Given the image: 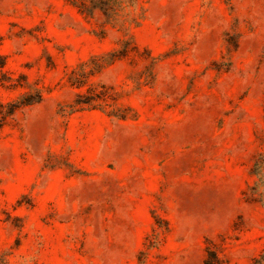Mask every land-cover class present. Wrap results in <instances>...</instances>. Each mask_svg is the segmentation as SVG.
Listing matches in <instances>:
<instances>
[{
    "label": "rangeland",
    "instance_id": "obj_1",
    "mask_svg": "<svg viewBox=\"0 0 264 264\" xmlns=\"http://www.w3.org/2000/svg\"><path fill=\"white\" fill-rule=\"evenodd\" d=\"M257 260L264 0H0V264Z\"/></svg>",
    "mask_w": 264,
    "mask_h": 264
},
{
    "label": "trees",
    "instance_id": "obj_2",
    "mask_svg": "<svg viewBox=\"0 0 264 264\" xmlns=\"http://www.w3.org/2000/svg\"><path fill=\"white\" fill-rule=\"evenodd\" d=\"M213 258H216L215 256L211 255ZM260 260L255 261V264H260Z\"/></svg>",
    "mask_w": 264,
    "mask_h": 264
}]
</instances>
